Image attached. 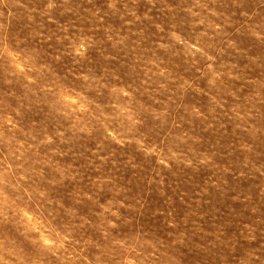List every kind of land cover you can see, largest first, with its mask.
<instances>
[{"label": "rangeland", "instance_id": "obj_1", "mask_svg": "<svg viewBox=\"0 0 264 264\" xmlns=\"http://www.w3.org/2000/svg\"><path fill=\"white\" fill-rule=\"evenodd\" d=\"M0 264H264V0H0Z\"/></svg>", "mask_w": 264, "mask_h": 264}]
</instances>
